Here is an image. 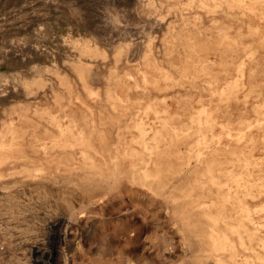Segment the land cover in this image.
<instances>
[{
	"label": "rangeland",
	"instance_id": "1",
	"mask_svg": "<svg viewBox=\"0 0 264 264\" xmlns=\"http://www.w3.org/2000/svg\"><path fill=\"white\" fill-rule=\"evenodd\" d=\"M0 56V264H264V0H0Z\"/></svg>",
	"mask_w": 264,
	"mask_h": 264
},
{
	"label": "bare ground",
	"instance_id": "2",
	"mask_svg": "<svg viewBox=\"0 0 264 264\" xmlns=\"http://www.w3.org/2000/svg\"><path fill=\"white\" fill-rule=\"evenodd\" d=\"M197 1H198V0H197ZM181 2H182V1H181ZM241 5H243V4H241ZM239 6H240V5H239ZM189 8H190V7H189ZM182 12H183V11H182ZM223 14H224V13H223ZM185 15H186V14H185ZM191 15H192V14H191ZM228 15H229V14H228ZM246 15H247V14H246ZM201 16H202V15H201ZM145 17H146V16H145ZM203 17H204V16H203ZM208 18H209V17H208ZM248 20H249V19H248ZM244 22H245V20H244ZM246 22H247V21H246ZM248 22H249V21H248ZM240 24H241V23H240ZM246 24H247V23H246ZM155 25H156V24H155ZM244 25H245V24H244ZM152 27H153V26H152ZM226 35H227V34H226ZM200 38H201V37H200ZM0 57H2V56H0ZM116 92H117V91H116ZM120 92H121V91H120ZM120 92H119V93H120ZM25 143H26V142H25ZM25 143H24V144H25ZM236 220H237V218H236ZM221 222H222V221H221ZM221 222H220V223H221ZM231 222H232V221H231ZM237 223H238V222H237ZM232 224H233V223H232ZM237 226H238V225H237ZM228 227H229V226H228ZM245 227H246V226H245ZM237 235H238V234H237ZM192 245H193V244H192ZM194 247H195V248H194ZM194 247L191 246L192 254H193L194 252H195V254H196V252H197V253L199 252V251H198V248H197L196 246H194ZM192 254H191V255H192Z\"/></svg>",
	"mask_w": 264,
	"mask_h": 264
}]
</instances>
